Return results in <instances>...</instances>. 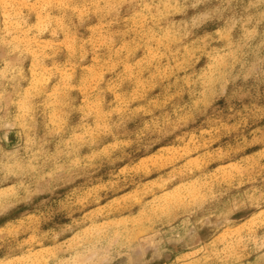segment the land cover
Returning <instances> with one entry per match:
<instances>
[{
    "label": "clouds",
    "instance_id": "clouds-1",
    "mask_svg": "<svg viewBox=\"0 0 264 264\" xmlns=\"http://www.w3.org/2000/svg\"><path fill=\"white\" fill-rule=\"evenodd\" d=\"M0 264H264V0H0Z\"/></svg>",
    "mask_w": 264,
    "mask_h": 264
}]
</instances>
